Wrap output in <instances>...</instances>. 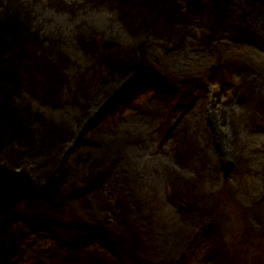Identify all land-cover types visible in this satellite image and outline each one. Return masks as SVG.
<instances>
[{"label":"rangeland","instance_id":"obj_1","mask_svg":"<svg viewBox=\"0 0 264 264\" xmlns=\"http://www.w3.org/2000/svg\"><path fill=\"white\" fill-rule=\"evenodd\" d=\"M20 1L42 44L66 58L60 101H32L69 128L57 163L80 180L92 159L110 165L100 187L70 190L58 206L94 218L103 243L119 238L109 251L88 244L84 261L264 264V50L233 38L203 50L186 27L176 41L134 32L108 0ZM27 159L37 189L49 162ZM120 218L121 236L111 227ZM34 229L9 264H53L52 240Z\"/></svg>","mask_w":264,"mask_h":264},{"label":"trees","instance_id":"obj_2","mask_svg":"<svg viewBox=\"0 0 264 264\" xmlns=\"http://www.w3.org/2000/svg\"><path fill=\"white\" fill-rule=\"evenodd\" d=\"M108 1L123 24L134 32L176 41L180 35L175 29L186 27L190 33L182 28V35L194 36V44L203 50L217 49L226 38L264 50V0ZM28 14L22 1L0 0V264L15 262L27 235L37 230L34 228H43L53 242L45 255L49 263L110 264L98 255L93 261H84L82 255L86 246L95 241L109 251L118 236L110 238L111 245L103 243L105 235L95 230L94 218L73 210L58 211L68 191L83 195L92 186L100 187L110 178V165L108 161L92 159L87 164V177L80 180L72 177L64 164L57 163L60 145L69 139V128L47 117L32 101L46 99L45 96L60 101L57 90L68 81L66 58L59 48L51 51L42 44V35L31 25ZM128 62L134 64L133 59ZM153 77L162 81L161 77ZM28 155L43 156L49 162L44 169L46 182L37 189L28 180ZM53 167L56 172H52ZM111 227L119 236L125 234L126 218ZM132 248H136L135 243ZM31 264L46 263L36 257Z\"/></svg>","mask_w":264,"mask_h":264},{"label":"water","instance_id":"obj_3","mask_svg":"<svg viewBox=\"0 0 264 264\" xmlns=\"http://www.w3.org/2000/svg\"><path fill=\"white\" fill-rule=\"evenodd\" d=\"M116 45H118V42L113 41V40H106V41H103V42L100 44L101 48H104V49H106V48H111V47H114V46H116Z\"/></svg>","mask_w":264,"mask_h":264}]
</instances>
